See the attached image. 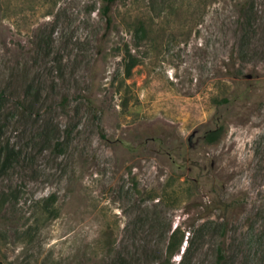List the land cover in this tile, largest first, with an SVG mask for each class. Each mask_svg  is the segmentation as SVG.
Here are the masks:
<instances>
[{
    "label": "rangeland",
    "instance_id": "374dc122",
    "mask_svg": "<svg viewBox=\"0 0 264 264\" xmlns=\"http://www.w3.org/2000/svg\"><path fill=\"white\" fill-rule=\"evenodd\" d=\"M104 5L0 0V263L264 264V0Z\"/></svg>",
    "mask_w": 264,
    "mask_h": 264
},
{
    "label": "trees",
    "instance_id": "16d2710c",
    "mask_svg": "<svg viewBox=\"0 0 264 264\" xmlns=\"http://www.w3.org/2000/svg\"><path fill=\"white\" fill-rule=\"evenodd\" d=\"M105 5L103 7L102 14L107 19L108 25L112 24L111 19V12L113 7L115 6L117 0H104ZM207 1V0H206ZM212 1V0H209ZM142 28V23L140 22L137 27V31L139 32ZM143 32V31H142ZM35 49L38 53H43V55L46 57V39L40 38L37 39V43L35 44ZM138 60L131 54L130 50L128 48H125L124 56H123V66H124V75L126 79H129L132 77V72L135 67L138 65ZM3 98V94H0V101ZM231 100L227 97L223 98L222 100H218V105L222 104H230ZM224 134V127L220 126L215 130L208 131L205 134V140L209 144H214L218 142L221 137ZM152 222H156L154 224V227H156L157 221L154 220ZM171 228L168 230L170 231ZM166 237V234H165ZM189 236H186V232L182 230L181 226L178 225L175 227L174 230H172L171 234L169 235V240L166 248V264H169L170 261L178 254H181V261L179 264H186L187 261V253L189 252ZM186 246H183V245ZM137 260L136 256H133L132 254H117L116 258L114 259L113 264H135ZM1 264V263H0Z\"/></svg>",
    "mask_w": 264,
    "mask_h": 264
}]
</instances>
